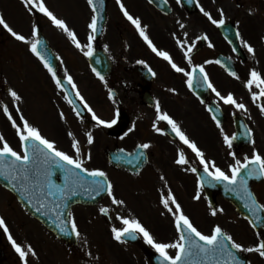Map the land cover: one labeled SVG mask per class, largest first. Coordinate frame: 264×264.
Instances as JSON below:
<instances>
[{
	"label": "flooded vegetation",
	"instance_id": "1",
	"mask_svg": "<svg viewBox=\"0 0 264 264\" xmlns=\"http://www.w3.org/2000/svg\"><path fill=\"white\" fill-rule=\"evenodd\" d=\"M193 1L192 4H187L182 0L180 3H177V0H167L164 4L165 9L162 10L151 4L149 0H121L130 14L140 19L145 34L158 51L169 53L173 62L184 68L186 72H191L197 65H203L216 89L225 96L232 93L237 102L246 106V111L220 101L215 93L207 88L198 69L194 75L196 79V85L193 83V89L196 88V94H194L192 88L189 89L187 86L188 77L184 73L175 71L168 61L152 51L139 34V30L123 15L117 1L113 5L116 8L117 17L111 29L117 41L118 58L112 60L110 73L104 77V81L99 79L102 89L108 91L110 101L115 102L120 116L127 115L130 118L136 108L139 115L137 125H148L151 129L149 138L143 142L151 145L149 149H146L148 163L137 176L150 170V177L158 179L159 184L154 190L147 188L148 191H145L144 187L135 188L133 208L124 212L123 215L120 214V217L138 219L158 243H172L178 239L174 216L162 203V198H167L169 191L180 204L184 214L197 228L204 221H207L209 225L215 223L214 216L211 214L213 207L221 209L225 204L228 206L231 204L219 195L216 188L212 191L209 189L214 201L213 207L206 198L204 188L200 192L199 200L193 198L197 193L200 177L190 169L195 167L199 172H203V165L200 164L195 153L175 135L171 125L167 121L157 119V102L161 106V114L170 115L189 139L205 153V158L214 160L216 165L225 172H229V165L235 163L233 157L229 155L230 152H234L236 159L241 162L245 156L251 158L254 152L264 156V113L260 111V106L264 105V98L258 96L254 102L252 93L259 94L260 88L253 84L250 90L246 86L253 69L264 78V0H260L262 3L260 11L238 14L223 10L225 20L223 26L212 24L200 11L203 7L205 11L211 13L213 19L219 20L221 5L224 3L222 0ZM68 3L70 4V0ZM19 6L27 14L23 0H0V14L13 30L24 35L27 40H31L24 16L19 14L20 17H18ZM51 11L57 14L54 5ZM70 11L71 6H68L64 16H67ZM181 24L184 25L183 28L180 27ZM237 31L240 32L244 41L253 46L254 54L249 53L241 44V38L236 36ZM185 33H187L186 36ZM205 35L208 37L207 40L202 39ZM198 37L201 39H197ZM178 40L184 43L183 48L177 43ZM0 44L3 45L0 46V60H8L9 63L6 65L8 67H13L11 64L16 54L26 55L21 64L17 62L14 66V72L8 75L11 82L8 89H14L21 96L20 101H15L21 107L20 112L14 110L18 117L17 124L22 126L23 121L20 119L22 115L44 136L41 130L44 124L43 117L38 120L29 119L27 111V107L32 104L28 95V82H33L35 86H43L44 66L29 51L28 43L15 39L3 26H0ZM209 44L212 46L210 47ZM193 45V51L189 54L192 63L189 64L184 53ZM4 46L8 47L5 49ZM216 60L221 63H215ZM138 61L145 63L141 64ZM206 61L213 62L205 63ZM149 68L156 73L155 76L148 71ZM230 71L236 72L239 79L230 75ZM23 86H25L24 89ZM109 89H111V96ZM204 90H206L205 94ZM209 105L212 106L217 119L221 121L224 132L229 136L236 134L237 138L233 141L231 149L224 144L220 129L212 119L213 113L208 111ZM9 108L11 113L13 107L9 105ZM83 121L87 123V120L83 119ZM154 124L161 129L160 132L155 131ZM249 128L251 141L254 140L255 143L251 142L246 146L244 145L247 140L245 132ZM54 129L60 131L58 123H54ZM7 130L9 139L7 136L4 138L20 147L22 152L21 142L12 124H9ZM136 130H139V126ZM47 137L52 141L49 134ZM138 144L141 142L136 145ZM180 151H183L188 159L187 165H178L175 162ZM252 188L261 202L264 179L253 183ZM204 202L209 207L206 213ZM104 206L107 207V204ZM170 206L175 210L174 205L170 204ZM89 216L90 214L84 215L77 220L81 235L76 239L74 246L65 248L68 250L70 264H153L149 260V253L158 252L146 242L142 234H137L135 240L128 238V240L123 239L125 242H118L113 238L111 227L108 228L110 234L105 236L97 230H92ZM102 216L103 221H110L107 213H103ZM210 220L212 222H208ZM5 239L0 230V246L4 252L2 264H23L18 254L13 256L9 253ZM54 240L59 244V240ZM251 242L254 243L253 240ZM37 243L40 254H43V241L38 238ZM256 244L257 242L252 247ZM167 251L171 256L176 253V249L173 248ZM89 252L91 256L87 254ZM246 256L247 264H264V258L258 253H246Z\"/></svg>",
	"mask_w": 264,
	"mask_h": 264
},
{
	"label": "snow or ice",
	"instance_id": "2",
	"mask_svg": "<svg viewBox=\"0 0 264 264\" xmlns=\"http://www.w3.org/2000/svg\"><path fill=\"white\" fill-rule=\"evenodd\" d=\"M149 2L151 3L153 0H149ZM23 3L28 12L31 13L34 10H38L40 13L48 17L56 27L67 33L76 48L80 49L85 56L90 57L93 55L92 41L95 39L94 34L97 31L98 23V16L96 14L98 10L94 0H87V3L91 6L94 14L91 16V22L88 24V28L91 30V33L87 37L88 43L86 45H82L80 43L75 32L69 29L63 19L57 18V16L48 9L44 0H23ZM117 3L123 15L139 30V34L145 39L152 51L168 61L175 71L184 73L188 77L187 86L189 89L193 88L194 75L198 69L202 74L203 81L207 84V88L211 89L220 101L224 104L233 105L236 109L244 111L247 110L243 103L237 102L232 93H228L225 96L216 89L205 72L203 65H197L191 72H186L184 68L179 67L175 62H173L169 53L166 51H158L156 46L145 34V30L141 25L140 19L134 18L121 0H117ZM164 3L166 4L167 0H164ZM177 3H180V0H177ZM200 11L211 21L212 24L217 26H223L225 24V20L223 19V9L220 10L221 19L219 20L213 19L211 13L205 11L203 7L200 8ZM0 26H3V28H5L15 39L30 44L31 52L43 63V66L48 70L52 79L55 81L56 86L58 88L64 87L61 78L57 76V72L54 70L49 58L44 54V52H42L40 47L41 41L39 39L27 40L24 35L17 33L11 26H9L2 14H0ZM180 27L183 28L184 25L181 24ZM32 35L33 37L37 36L35 27L33 28ZM186 35L187 33H185V36ZM236 36L237 38H241L239 31L236 32ZM197 39L201 38L198 37ZM202 39L207 40L208 37L205 35ZM177 43L180 47H184V43L182 41L178 40ZM241 44L249 53L254 54L255 49L250 43L241 38ZM209 46L211 47L212 45L209 44ZM193 47L194 45L192 47H188L184 53L189 64L192 63L191 56L189 54L193 51ZM212 62L213 61H206L205 63ZM138 63L144 64L145 62L138 61ZM215 63L220 64L221 62L216 60ZM92 70L100 80L104 81L105 78L100 74V72H98L95 68ZM148 71L151 72L153 76L156 75L151 68H149ZM64 75L68 83L75 88L76 86L72 81V77L67 74L66 70ZM230 75L239 79L237 73L234 71H230ZM253 84L260 88L259 94L256 92L252 93V98L255 102L258 96L264 98V87H262L264 86V78H262L261 74L254 69L250 73V78L247 81L246 86L251 90ZM8 92L15 101L21 100V96L14 89H8ZM109 94L110 96L112 95L111 89H109ZM76 95L79 96V92H77ZM80 99L83 100V97L80 96ZM201 102L203 103V101ZM84 107L89 112H92V109L86 103L84 104ZM16 110L19 111V107H17ZM3 111L7 118L11 121L12 127L16 130V134L21 142L22 153L15 151L5 140L4 136L0 134V143H2V146H0V176H3L11 184L14 191L20 192L26 196L29 202H31L33 198H37V202L40 203V207L36 208L37 212H40L44 207V204L41 202L43 198L51 197L55 194H59L60 196L67 198L68 195H76L77 189H82L93 199L95 196H99L101 193L106 192V194L112 198V202L114 204L124 203L123 200L116 199L114 195V185L107 179V173L105 171L102 169L89 170L83 166L84 161L80 159V147L78 141L73 139L72 147L76 152V156L74 158L63 151L58 150L55 141L48 140L42 136L39 129L31 125L22 115L20 116V119L23 121L21 126L17 124L15 119H13L12 114L9 112L6 105L3 107ZM156 111L157 119L167 121V123L171 125L172 131L175 135L179 137L183 144L187 145L192 152L195 153L196 157L199 158L200 164L203 165L204 173L207 174L206 177L198 179V190L196 195L193 197L195 200H199L201 198L200 192L203 190L206 183L213 187L219 183L224 185L226 191H242L243 198L246 201L245 207H247L250 211L254 213L264 211V203H258L257 197L248 188L249 178L264 177V156H261L258 152H254L251 158L245 156L243 162H241V160L236 159V154L234 152H230L229 155L233 157L235 163L229 165V172H225L216 165L214 160H207L205 158V153L194 141L189 139L185 132L181 130L180 125L170 115L167 113L161 114V106L159 102L156 103ZM208 111L213 113V109L211 107L208 108ZM260 111L261 113H264V105L260 106ZM76 115L79 117L80 112L77 111ZM92 115L93 119L97 120L99 125L111 127L116 123L115 119L110 122H106L105 120L97 117L94 112ZM61 117L63 118V113H61ZM212 119L215 121L216 126L220 129L224 144L231 149L233 141L237 138L236 134H232L231 136L226 134L221 126V121L217 119L215 113L212 114ZM153 128L157 132L161 131V129L155 124L153 125ZM133 130L134 125L132 128H129L124 135L127 136L128 133ZM245 135H251L250 128L247 129ZM69 136H72L71 132L69 133ZM87 142L90 145L94 142V137L91 132L87 133ZM251 142L253 144L255 143L254 140ZM150 147V143H141L137 145V148L141 150L149 149ZM143 156V151L139 152L137 154V160ZM88 159H91L90 154H88ZM117 159H121V157L118 156ZM128 162L131 163L132 161L129 160ZM175 162L178 165H187L189 163L183 151L178 153V158ZM53 166L63 172V186L53 182ZM190 171L195 173L197 172V169L192 167ZM81 173H86L88 178L82 176ZM161 179H163V177H161ZM162 203L165 209H167L168 212L172 213L174 216L175 228L178 233V239L176 241L172 243H158L138 219H129L125 217H118V219L122 221L124 227H113L111 229L113 238L118 242H125L123 240L124 237L135 240L137 234H142L146 242L160 254L162 260L167 262V264H205V262H208V264H245V262L237 255V252H255L258 253L260 257L264 258V240L259 242L255 247H244L242 244L236 242L230 234H227L220 225H216L211 230V234H203L196 226H194L191 219L184 214L180 204L176 202L170 191L167 198H162ZM170 204L175 206V210L170 206ZM64 207L66 208L67 204H65ZM59 209L60 205H55L53 208V211L57 212L56 227L59 232L64 235H75L79 238L81 233L72 212L69 210L65 213ZM217 211L222 212L223 209H216L213 207L211 214L215 216ZM100 212L106 214L107 209L101 208ZM44 214L47 215L48 213L45 212ZM256 219L259 220L260 217L257 216ZM250 223L253 227H256L255 221L250 220ZM0 227L3 228L5 233L9 232L2 217H0ZM8 239L15 251L19 254L23 264H27L26 258L29 255L36 256V252L31 245H27L26 247L22 246L13 239L10 233L8 234ZM170 248L176 249L174 256L169 255L167 250ZM87 254L91 256V252Z\"/></svg>",
	"mask_w": 264,
	"mask_h": 264
},
{
	"label": "rangeland",
	"instance_id": "3",
	"mask_svg": "<svg viewBox=\"0 0 264 264\" xmlns=\"http://www.w3.org/2000/svg\"><path fill=\"white\" fill-rule=\"evenodd\" d=\"M116 1L117 0H108L107 11L109 20L105 27L104 34L101 38H99V40L96 41L94 39L92 41L93 47L96 43L99 44L101 47L105 48L113 60L118 58L117 41L114 32L111 29V25L117 17L116 8L113 6ZM222 2L224 3L221 5V9L224 11H233L238 14H243L248 11L262 10V3L260 0H222ZM44 3L50 10L54 5L59 12L65 11V13H67L68 6H71V14L68 17L66 16L63 18V20L66 22L69 29L75 32L77 39L82 45H86L88 43L87 37L91 33V30L88 28V24L91 22V16L93 15L88 3L86 5L83 0H70V4L68 3V0H44ZM17 12L18 17L24 16L27 32L31 37V40L33 39V28L39 24L41 30H43L45 36L48 38L51 46L54 48L59 58L58 66L60 73L65 76L64 74L66 70L67 74L72 77V81L76 86L75 88L80 94L79 96H82L84 102L92 109L90 116L93 117L92 113L94 112L97 117L105 120L106 122L117 119L118 110L115 106V102H112V100L110 101L108 91L106 92L103 90L102 84L94 78L86 62L87 56H85L80 49L76 48L68 34L62 29L56 27L48 17L47 19H43V22L41 23V20L39 19L41 14L38 10H34L31 13L27 11V14H25V11H22L19 6ZM58 18L61 19L60 17ZM0 46L2 47L3 45L0 44ZM4 47L6 49L8 46ZM28 48H30V44L28 45ZM25 57V54H16L15 60L12 61L11 64L13 67L6 66L9 63L7 62L8 60H0V134L5 137L7 136L8 139L9 136L7 127H9L8 124L11 123V121L5 115L3 107L6 105L10 111L9 105L15 101L8 94V86H11L8 75L14 72V66L17 62L21 64ZM27 58L29 59L30 56L28 55ZM43 73V86H35L33 82H28V95H30V102H32V104L27 107L28 117L29 119L35 120L43 117L44 124L41 127L42 133L49 135L52 134L55 138L56 147L65 153L68 152L66 151L67 149H70V154L74 158L76 156V152L72 147L73 139L78 141L80 147V159L84 161V166L89 170L102 169L107 173V177L114 185V195L116 199L123 200L124 203L114 204L112 202V198L108 196L105 200H102L101 205L86 209L84 208V210L87 213L86 215L90 214L89 218H91L90 224H92V230H97L98 233L100 232L103 236L109 235V227L120 228L124 226L118 217H120V214L123 215L124 212L130 211L133 208L134 200L132 193L135 188L144 187L146 189L145 191H148L147 188H152L154 190L155 186L159 184V180L150 177V170H147L139 177H132L129 174L111 168L106 161L104 151L106 148L110 149L115 145L130 150L137 143L146 142L150 133H152L151 129L148 125H137V118L139 115L136 112V108H134L124 131L116 137L110 136L108 131L103 128V125L98 124L97 126L96 124H82L75 114H73L71 108H69V106L65 103L63 94L52 83L46 72ZM22 88L24 89L25 86ZM5 90L7 91L5 92ZM57 111L59 112L60 124L66 128L67 137L65 139L61 130L59 132L56 131L57 133L54 132V122L56 120V116H58ZM61 113H63V118L61 117ZM11 114L13 119L19 123L14 109H12ZM133 125L134 130L125 136L124 133L127 132L129 128H132ZM137 126H139V130H136ZM70 132L72 133V136H69ZM89 132H91L94 137V142L91 145L87 142V133ZM54 134H57L59 138ZM68 139L71 141V147H68ZM6 141L15 151L18 152V147L15 144L9 142L8 140ZM0 146H2V143H0ZM88 154L91 155V159H88ZM261 198V201L264 203V191L261 193ZM104 204H107V212L110 214L109 222L103 221V218L98 215L100 209L104 208ZM208 208V205L204 202L205 213L206 210L208 211ZM75 209V212H73L75 214V218L77 219L82 212L76 213L77 210ZM222 209V212L217 211V214L213 217L215 219V225H209L206 223L207 221H204L203 224H200L198 230L203 234L209 235L211 234V230L216 225H220L222 229L227 234H230L236 242L242 244L244 247H252L254 243L251 241H254L255 236L246 221L240 218L234 212L233 208L228 206V204L222 206ZM0 217L4 219L9 230L7 238L10 233L17 243L19 242L25 247L27 245H31V247L35 250L36 256L29 255L26 258L28 264H70L66 249L61 245V243L57 244L48 233L44 232L32 220H30L20 210L13 198L1 188ZM208 222L212 221L210 220ZM34 225L37 226L39 230ZM37 238L45 241V245L47 246L46 247L44 245L43 254H40L41 252H39V246L36 240ZM8 242L10 252L13 256H15L16 251H14L9 239ZM47 250L50 252L47 253Z\"/></svg>",
	"mask_w": 264,
	"mask_h": 264
},
{
	"label": "water",
	"instance_id": "4",
	"mask_svg": "<svg viewBox=\"0 0 264 264\" xmlns=\"http://www.w3.org/2000/svg\"><path fill=\"white\" fill-rule=\"evenodd\" d=\"M97 8V16H98V23H97V31H96V36H99L100 34V29L102 28V25L104 23V2L101 3V0H94ZM41 36V35H40ZM41 41V50L44 52V54L49 58L54 61L53 67L55 66V58L53 54L51 53L48 45L46 44V41L43 39V37H40ZM90 64L92 68H95L100 74L103 72L105 69H109L110 63L107 60L106 55L102 51H95L92 56H90ZM104 69V70H103ZM62 83L64 85L63 89L65 90L68 98L76 105L75 99L72 96V93L70 92L68 86L66 83L62 80ZM124 121H121L119 125H117L114 129L113 132L117 133L123 126ZM109 160L110 163L118 168H126L130 171H136L140 165L143 164L144 158H140L137 160L136 153H132L131 155L122 152V151H112L109 154ZM121 157V159H117V157ZM131 160L132 162L129 163L128 161ZM52 180L55 184L63 186L64 184V178H63V172L59 169H57L55 166L52 168ZM82 176L85 178L87 177L86 173H81ZM251 181L252 178L248 179V188L250 190L251 186ZM0 184L12 191L15 196L17 197L18 201L21 203V205L30 212L31 215H33L36 219L42 222V224L49 230H51L57 237L60 239L64 240L65 242L71 244L72 241V235H64L59 232L58 228L56 227V216L57 212L53 211V208L55 205H60V211H64L65 213L69 211L71 205L75 203H83V204H95L97 203L105 194L101 193L99 196H95L93 199L91 196H89L86 192H84L82 189H77L76 195H68L67 198L60 196L59 194H55L51 197H46L41 200V202L44 204V207L41 209L40 212L36 211L37 207H40V203L37 202V198H33L31 202L28 201V198L24 196L22 193L14 191L11 187V184L3 177L0 176ZM231 197L228 196V198L233 201L236 206L238 211L245 215L249 220L255 221L256 222V227H254L256 230L262 229L264 225V215L262 212L254 213L250 211L247 207H245L246 201L243 198V193L242 191L240 192H232L231 191ZM235 198V200H234ZM67 204V207L65 208L64 205ZM47 212L48 214L45 215L44 213ZM259 216L260 219L257 220L256 217ZM69 231H70V225H69ZM158 261V259H156ZM167 264V263H165ZM205 264H208V262H205Z\"/></svg>",
	"mask_w": 264,
	"mask_h": 264
}]
</instances>
